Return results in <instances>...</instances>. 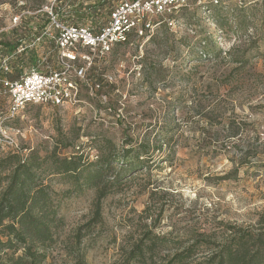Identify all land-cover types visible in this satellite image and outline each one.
Segmentation results:
<instances>
[{"label": "rangeland", "instance_id": "1", "mask_svg": "<svg viewBox=\"0 0 264 264\" xmlns=\"http://www.w3.org/2000/svg\"><path fill=\"white\" fill-rule=\"evenodd\" d=\"M19 2L0 0V65L5 60L30 71L42 62L54 63L49 59L55 56L54 45L35 44V33L20 29L26 19L38 23L35 13L45 0H27L25 8ZM72 4H60L72 25L108 19V12L96 16L93 9L84 12ZM221 11L226 19L221 24L216 11L212 20L211 13L200 10L188 25L182 20L168 33L159 27L149 39L131 38L105 59L93 60L88 79H97L101 89L89 95L83 87L77 108L29 106L6 120L7 103L0 94V157L80 152L95 161L103 139L122 147L126 136L151 133L150 141L163 144L166 122L177 125L172 150L167 147L155 157L167 161L128 177L120 192L102 202L99 224L86 227L94 219L95 191L62 201L64 227L46 264H76L78 255L86 264H121L150 231L165 241L157 245L154 260L144 264H169L175 251L203 242L198 235L205 232L211 244L188 263L194 264L205 262L214 247L234 235L230 227L264 232V167L236 166L245 154L248 159L258 155L264 164V0L229 2ZM205 37L208 47L200 42ZM20 41L27 51L7 49L6 44L15 47ZM143 57L150 59L151 73L162 70L161 78L155 71L143 75ZM5 175L0 174V191ZM52 184L59 194L69 189L58 179Z\"/></svg>", "mask_w": 264, "mask_h": 264}, {"label": "trees", "instance_id": "2", "mask_svg": "<svg viewBox=\"0 0 264 264\" xmlns=\"http://www.w3.org/2000/svg\"><path fill=\"white\" fill-rule=\"evenodd\" d=\"M78 1L75 0V2ZM226 3L229 2L219 0L218 4H210L211 17L209 18L213 20L212 13L216 11V15L218 14L216 22L218 24L224 22L226 19L222 18L224 15L221 9ZM80 8L83 9L84 6L82 5ZM91 9L95 11L96 16L103 15L104 11L108 12V19L105 23L95 25L91 23V28L99 30L98 28L102 24L105 25L108 22L112 5L107 2L97 8L91 6ZM250 9V7H247V13ZM197 11H200V9L195 8L193 11H185L179 21L186 20L188 25L190 19H195ZM36 20H38V23L26 19L20 27L26 32L31 33L32 30L35 33L32 32L35 35L34 39L47 28L45 15H37ZM160 27H163L166 33L170 32L166 25ZM41 42L44 46H46V43L54 45L55 56L49 57L50 60L54 59V63L49 65V62H42L41 65L34 68L41 72H45L47 68L56 69L58 67V51L55 43L48 38H44ZM184 42H187V40L184 39ZM200 42L204 47L209 46L207 37L201 39ZM17 43L19 44L15 47L9 44H6V47L11 52H15L22 45L26 46L24 51L28 50V45L24 41ZM124 44H128V42ZM171 46L173 48L172 44ZM141 60L144 76L151 75L155 71L158 79L162 77V70L157 72L156 69H152L151 73V70L147 67L152 66L151 63H148L150 59L143 57ZM32 63L38 64L39 61L34 58ZM248 64L249 61L242 62L243 66ZM9 65L11 71L2 74L1 79L17 82L29 72L23 68L14 69L11 64ZM99 83L97 79L93 82V84ZM2 89L3 87L0 84V90ZM95 92H99V90ZM2 96L3 102L7 103V111L10 99L8 94ZM176 128V124L171 126L166 122L165 127L162 128L165 135L163 144H160L158 139L155 142L150 141L151 133L136 138L126 136L122 147L112 140L103 139L96 148L99 155L95 161H91L80 152H75L70 157H61L56 151L46 157H41L37 151H31L24 158L14 152L1 156L0 174L5 173L6 175L3 177L5 187L0 191V264H46L50 250L58 242V232L64 227V219L60 216L62 201L70 195L85 190L95 191L94 219L86 227L90 228L93 224H99L102 219V202L108 196L120 192L128 177L137 172L146 171L152 165L158 168L160 164L167 161L165 158L169 157H164V159H162L163 156L159 159H155V157L156 154L161 155L165 152L167 147L172 150L171 144L174 136L171 132ZM160 160L164 161L160 162ZM236 166L237 168L261 169L264 164L260 161L258 155L248 159L247 154H245L242 155L241 163ZM56 179L60 180L62 184L68 185L69 189L62 194L57 193L52 184ZM229 230L236 232L223 243L214 247L211 256L205 262L199 261L194 264H264V232L246 233L235 227H230ZM80 233L77 235L78 237ZM198 236L199 239L204 241L200 242L198 240L186 248L175 251L170 256L168 263L188 264L196 258L199 250L208 249L211 244L206 241L209 235L203 232L199 233ZM164 241L165 238L161 240L153 236L151 231L147 232L145 240L134 245L126 253L121 264H144L146 260L153 261L157 245L162 244ZM76 261V264H86L83 255H78Z\"/></svg>", "mask_w": 264, "mask_h": 264}, {"label": "built area", "instance_id": "3", "mask_svg": "<svg viewBox=\"0 0 264 264\" xmlns=\"http://www.w3.org/2000/svg\"><path fill=\"white\" fill-rule=\"evenodd\" d=\"M73 7L84 6L90 11L109 2L112 12L108 22L95 30L90 26H76L69 21V14L62 12L60 4L63 0H45L35 15H45L47 28L34 41L44 38L52 40L57 48L56 69L41 72L36 68L27 72L17 82L1 79V75L11 71L9 63L2 61L0 65V94H8L10 104L8 118L12 120L29 106H45L52 108H77L81 103V88L84 86L89 95L101 89V85L93 84L88 79V72L93 60L105 59L114 47L137 40L149 39L161 25L175 31L179 18L185 11L199 8L210 14V4H218L219 0H70ZM240 2L241 0H223ZM27 0H20L19 5L26 7ZM23 15L14 18V25L20 23ZM25 48L20 46V53Z\"/></svg>", "mask_w": 264, "mask_h": 264}]
</instances>
